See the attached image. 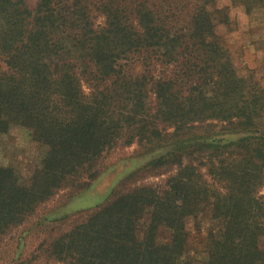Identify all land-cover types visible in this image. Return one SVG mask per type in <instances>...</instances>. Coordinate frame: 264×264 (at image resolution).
I'll use <instances>...</instances> for the list:
<instances>
[{
	"label": "trees",
	"instance_id": "1",
	"mask_svg": "<svg viewBox=\"0 0 264 264\" xmlns=\"http://www.w3.org/2000/svg\"><path fill=\"white\" fill-rule=\"evenodd\" d=\"M215 2L0 0V136L19 124L45 148L27 179L0 164V239L54 194L87 190L113 151L136 143L151 160L58 232L48 256L264 264V85L238 74L215 29ZM260 2L244 4L249 12ZM146 172L167 176L138 183ZM208 205L198 261L187 222Z\"/></svg>",
	"mask_w": 264,
	"mask_h": 264
},
{
	"label": "rangeland",
	"instance_id": "2",
	"mask_svg": "<svg viewBox=\"0 0 264 264\" xmlns=\"http://www.w3.org/2000/svg\"><path fill=\"white\" fill-rule=\"evenodd\" d=\"M35 2L29 0L31 5ZM244 3L245 0H216L215 29L228 47L238 74L253 75L264 85V3H251L249 12ZM237 137L236 132L226 135L228 139ZM44 150L32 138L29 129L19 124H10L8 131L0 136V164L13 168L22 179L30 176ZM152 156L151 151L146 152L136 143L117 148L107 158L110 162L108 167L87 190L76 195L68 190L54 194L21 224L3 235L0 239V264H58L45 252L48 242L58 232L68 230L80 221L97 205L106 202L122 186L124 179L143 168ZM166 176L146 172L138 176V183L154 185L163 182ZM206 178L209 179L207 175ZM260 193L264 195V185ZM211 216L208 205L187 222V252L198 261L205 260L207 256ZM147 218L146 214L145 220ZM167 235L168 231L161 228L160 239Z\"/></svg>",
	"mask_w": 264,
	"mask_h": 264
}]
</instances>
